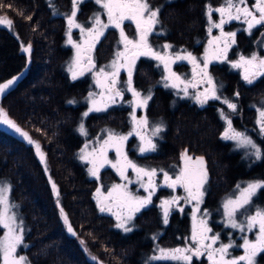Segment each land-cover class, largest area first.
<instances>
[{
    "label": "trees",
    "instance_id": "obj_1",
    "mask_svg": "<svg viewBox=\"0 0 264 264\" xmlns=\"http://www.w3.org/2000/svg\"><path fill=\"white\" fill-rule=\"evenodd\" d=\"M152 2L162 5L159 26L164 30V39L175 48L201 52L207 25L201 2ZM0 4L4 5L0 13L12 21L10 27L0 24V83L17 77L0 96L1 108L45 154L42 161L34 143L0 125V181L10 184L11 199L23 218L24 249L32 264H179L149 259L157 247L190 243V209L186 204L182 211H172L168 223H164L160 201L171 195L170 188H158L150 206L134 219L130 232L116 228L113 217L101 212L94 200L99 183L106 187L116 181V175L106 167L99 179L91 178L87 163L77 156L85 141L78 126L92 82L87 72L75 80L67 72L72 52L66 28L72 0H0ZM79 7L78 16L85 20L101 9L93 0L83 1ZM237 25L232 22L227 26L229 30L238 28V45L230 58L251 56L253 52L261 55L258 29L249 34ZM116 38L114 28L100 38L95 49L98 61L111 58ZM29 45L30 51H24ZM177 66L190 69L185 63L178 62ZM210 70L224 86L222 95L236 103L235 110L227 108L235 126L251 134L264 152V134L255 126V103L264 98V77L248 84L238 70L225 63H212ZM134 71V84L152 91L147 106L149 117L164 127L156 137L155 151L139 153L134 138L128 140L131 156L170 174L179 172L185 150L190 156L204 157L209 178L202 208L211 210V229L225 234L227 229L216 219L223 196L235 191L242 181L264 179V159L249 157L222 137L225 121L219 109L223 103L214 100L199 106L173 87H165L157 66L142 57ZM129 116L127 105H114L106 111L89 113L85 125L90 132H99L104 125L126 131L131 128ZM261 206L264 189L253 198L251 210ZM2 232L0 227V235ZM257 260L264 264V254ZM192 264L209 262L202 256L194 257Z\"/></svg>",
    "mask_w": 264,
    "mask_h": 264
},
{
    "label": "snow or ice",
    "instance_id": "obj_2",
    "mask_svg": "<svg viewBox=\"0 0 264 264\" xmlns=\"http://www.w3.org/2000/svg\"><path fill=\"white\" fill-rule=\"evenodd\" d=\"M94 2L101 7L104 14L107 16V22L101 19L100 13H94L92 17V27L84 28L76 21V15L79 4L83 0H72V11L68 15L69 25V39L68 43L72 44L76 49V55L72 63L68 67L73 80L83 76L85 72L92 71L96 65L91 55L96 43L104 36L105 31L109 28L119 30L118 45H123V50H118L115 53V58L108 66L112 70L106 71L101 67L94 72L95 83L98 87L104 89L99 93V99H91L88 111L83 115L87 116L89 112L106 111L111 104H115L117 97H123V92L129 91L132 93L134 100L129 103H134L135 107L131 114L133 121V129L127 135H120L111 130L108 131L107 137L100 142L99 147L92 148L91 151H85L88 145L85 144L81 149L80 159L87 161L91 166L88 172L96 179L100 178V170L106 166L115 169L122 180L127 181L126 184H113L105 195L100 188H97L98 204H100L101 212H112L113 208L117 211L112 212L116 217V227L122 229L124 232L132 231L129 227V222L134 218L135 214L140 212L152 202V196L156 189L161 186L155 180L158 170L155 168L148 169L138 166L127 156L124 151V144L129 136L135 134L141 140L139 152L145 153L156 150V144L153 143L150 137L142 135L140 129L148 126L146 117L137 118L135 115L136 107H146L151 95L142 96V94L132 87V73L136 61L141 56H150L159 61L164 66L165 72L168 73L164 77L166 81L165 87L179 88L183 85L185 95H188V88H196L198 83L206 82L210 87L206 88L204 92H198L195 95V100L203 105L209 99L219 100L220 97L216 94V86L212 77L208 74V65L213 60L226 61L228 50L235 44V32H225L224 26L231 21L242 20L247 24L246 31L251 34L252 30L257 26H264V0H254L251 8L247 7V0H224V4L217 8L208 6V19L211 23L208 31L212 32L213 28L220 30V36L213 37L209 41V45L213 47L206 48L204 58L202 61L190 52L184 54L177 53L174 56L167 52L155 51L149 43L148 37L153 33L155 25L159 23L158 15L159 9H152L147 0H94ZM55 7L54 4L50 5ZM4 5L0 4V8ZM11 7V5H8ZM219 13V21L212 22L213 13ZM31 19V17H28ZM125 21H130L135 25L136 38H129L125 33ZM0 24H7L11 26L12 21L0 18ZM78 28L82 36L86 33V38L83 43H76L71 38V29ZM167 50L172 47L170 44L162 46ZM31 46L23 50L30 51ZM177 61H188L193 65L194 81H185L179 74L172 71L171 65ZM233 68L242 69V78L248 84L253 83L258 77H264V57L253 53L251 57L240 56L237 61H230ZM124 69L127 71L126 87L121 89L118 87V77L120 71ZM199 77L198 80L195 78ZM17 77H13L7 82L0 83V95H3L7 89L10 88L16 81ZM94 93H89V97H93ZM236 95H239L237 93ZM69 103H74L70 101ZM224 103L228 105L229 109L235 110L236 104L225 100ZM222 117L227 121V127L224 130L223 138L226 140L237 141V146L248 148L250 151L248 155L254 157L256 160L264 159V152L255 144V142L245 133L236 131L232 127V121L221 113ZM261 133L264 134V110L259 112ZM0 122L9 125L17 133H20L29 143H35L38 155L41 160H44V155L40 152V145L33 141L27 132H24L14 121L7 118V114L0 108ZM163 130V125H156L152 129V136H157ZM79 131L83 135H87L84 125L81 124ZM109 150H114L116 159L112 160L108 157ZM181 159L184 166L179 170L173 179L168 172L160 169L163 173L162 185L171 189L177 186L182 187L186 192L185 197L172 196L169 199L161 201L160 207L163 210L164 223H168V216L172 206L177 205L180 200L186 203L195 202L193 207V227L191 234V242L185 247H177L172 249H165L157 247L158 254L150 257L153 261H174L179 264H192L193 258H200L207 256L209 264H256V259L260 254H264V208H257L254 214L245 215L252 205L253 197L261 189H264V181L248 182L245 187L237 185L239 194L235 198L229 197L223 203V216L225 218V226L232 229H238L241 233H251L255 230V238L249 239L248 235H243V243L237 245L234 240H229L227 243L220 242V234L212 233V229L208 226L206 217L209 215L207 210L203 211L202 217L197 220V213L200 212V204L203 203L204 184L207 181V170L204 166L203 157H193L187 154V150L181 153ZM129 169L136 176V182L146 192V196H138L133 194L128 189V184L133 181L127 175ZM145 178H147L145 180ZM55 184L53 189L55 190ZM10 190L8 185L0 184V227L4 229V233L0 236V264H29L27 257L18 254V249L23 245V221L19 220L16 212L13 210L16 205L10 204L7 193ZM107 202V203H104ZM183 209H181L182 211ZM63 215V209H61ZM238 214L243 215V220H238ZM65 223L67 217L64 216ZM68 231L73 232L71 225H68ZM155 239V237H154ZM218 245V246H217ZM241 248L243 254L239 256H232L230 250L233 248ZM94 259V258H93Z\"/></svg>",
    "mask_w": 264,
    "mask_h": 264
},
{
    "label": "rangeland",
    "instance_id": "obj_3",
    "mask_svg": "<svg viewBox=\"0 0 264 264\" xmlns=\"http://www.w3.org/2000/svg\"><path fill=\"white\" fill-rule=\"evenodd\" d=\"M83 1H85V0H83ZM94 1V0H93ZM147 2L150 4V6L152 7V9H159V10H161V6L158 4V2L157 3H154V2H152V0H147ZM253 3H254V0H247V4H246V6L247 7H249V8H251L252 7V5H253ZM224 4V3H223ZM223 4H220V5H218V6H215V5H211V7L212 8H217V7H220V6H222ZM79 6H80V4H79ZM78 6V11H77V15H76V21L78 22V23H80L84 28H90V27H92V23H93V21H92V17H93V14L94 13H100L101 14V19L102 20H104L105 22H107V16H106V14H104V12H103V10L102 9H99V11H95V12H93L92 13V16L91 17H89V19L88 20H85V19H82L81 17L79 18V16H78V13H79V11L81 10V8ZM99 6V5H98ZM71 8V10H70V13H71V11H72V6L70 7ZM207 12H208V7H207V9L205 10V16H206V20H207V25H206V31H205V35H206V39H205V42L203 43V47H202V50H201V52H199L198 54H196V53H194L193 51H191V50H189V49H187V50H185V49H178L177 47L175 48V47H171L170 49H167V50H165V49H163V45H165V44H170L167 40H165L164 39V37L162 36V34H164V30L163 29H160V26H159V24H160V15H158V20H159V23L158 24H156L155 25V28H154V31H153V33L148 37V40H149V43L152 45V47H153V49L155 50V51H158V52H167L169 55H175V54H177V53H180V54H184L185 52H190V53H192V55H194V56H196L197 58H198V60H200L201 61V66H203L202 65V61H203V58H204V53H205V49L206 48H211V47H213L212 45H209V41L213 38V37H216V36H220V30L219 29H217V28H213L212 29V32L211 33H209V31H208V29H209V27L211 26V23H210V21H209V19H208V15H207ZM70 13L68 14V15H70ZM159 14H160V11H159ZM68 15H67V17H68ZM0 18H5L6 20H9V18H8V16L6 15V14H4V13H0ZM219 18H220V16H219V13H213V15H212V22H218L219 21ZM68 20V19H67ZM236 23V24H238L237 25V27L238 26H243V28H244V30L246 31V29H247V24H245L242 20H240V21H236V20H234V21H231L230 23ZM126 23H127V25H126ZM230 23H228V24H226L225 26H224V31L225 32H235V33H237V29L238 28H236V29H227L226 28V26H228ZM2 25V24H1ZM3 25H5V26H7V27H10L9 25H7V24H3ZM110 29V28H109ZM109 29H107L106 31H105V33L109 30ZM255 29H258V32L261 34L260 35V37H259V43H260V45H259V47H261V55H259L258 54V56H260V57H264V26H257L256 28H254L253 30H255ZM66 41H67V43H68V39H69V25L67 24V28H66ZM116 30V33H117V42H118V40H119V30H117V29H115ZM124 30H125V33L129 36V38H136V31H135V25L134 24H132L130 21H125V24H124ZM252 30V31H253ZM246 33H249L248 31H246ZM86 33L82 36V34H81V32H80V29H78V28H72L71 29V38H72V40L74 41V42H76V43H83V40L86 38ZM237 35V34H236ZM235 41H236V36H235ZM99 42H100V40L96 43V45H95V48L93 49V51H92V53H91V55H92V57H93V59H94V62H95V65H96V67L92 70V71H90V72H87V73H89V77H90V80L89 81H91L92 82V88L91 89H89L88 90V92H87V97H86V102H87V108L85 109V111L82 113V120H81V122L79 123V126L78 127H80V125L81 124H83L84 125V128H85V130H86V132H87V135H84V137H85V141L83 142V145L79 148V151H78V153H77V156H78V158L80 159V155H81V149H83L84 148V146H85V144H87L88 145V148L85 150V151H91L92 150V148H94V147H96V148H98L99 147V144H100V142H102L106 137H107V134H108V131L109 130H111V131H113V132H115V133H117V134H120V135H127L130 131H132V129H133V121H132V117H131V114H132V112H133V108L135 107V104L134 103H129V101H133L134 100V97H133V95H132V93L131 92H129V91H124L123 92V97L121 98V97H117L116 98V103L115 104H111L108 108H110V107H113L114 105H127L128 107H129V114H130V116H129V118H128V120H129V122H130V125H131V128L130 129H128V130H126V131H121V130H118V129H112V128H110V127H108V126H105L104 125V127H102L100 130H99V132L97 131V132H90V131H88V128L86 127V125H85V118L87 117V116H84L83 114L85 113V112H87L88 111V109H89V107H91V104H90V100L91 99H99V93H101L102 91H104V89H102V88H100V87H98L97 85H96V83H95V78H94V72H96V71H98L101 67H104L105 68V70L106 71H111L112 69L110 68V67H108L110 64H111V61L115 58V53L118 51V50H123V45L122 44H119L118 45V43L116 42V44H115V47H114V51H113V53H112V56H111V58H109L108 60H101V61H98V56H97V52L95 51V49H96V47H97V45L99 44ZM70 46H71V52H72V54H71V56H70V58H69V61H68V65H67V72L68 73H70L69 71H68V67H69V65L72 63V61H73V59H74V57H75V55H76V49L73 47V45L72 44H69ZM170 45H172V44H170ZM236 45H238L236 42H235V44H233L232 46H231V48L228 50V53H227V60L226 61H218V60H213L209 65H208V68H207V72H208V74L212 77V79H213V82H214V84H215V86H216V94L220 97V99L218 100V101H220L221 103H223L224 104V106H221L220 107V117L223 119V121H225V123H224V130H225V128L227 127V121L222 117V115H221V113L223 112V114H224V116H226L228 119H230V115H229V113H228V110H227V108H228V105L226 104V103H224V101L225 100H227V101H229L230 103H234V101H231L230 99H228V98H226L225 96H223L222 95V92H223V84L222 83H220L218 80H217V78L214 76V74L212 73V71L210 70V65L212 64V63H217V64H220V63H225V64H227V65H230L231 66V63H230V61H237V60H239V58L238 59H232V58H230V53H231V51H232V49H234V47L236 46ZM253 53H256V52H253ZM252 53V54H253ZM251 54V55H252ZM241 56H244V55H241ZM142 58H144V59H147L148 61H151L152 62V66H157V70H159V73H160V80H161V76H162V78H163V84L165 85L166 83H168V84H170V82L169 81H166L165 79H164V77L165 76H167L168 75V73L167 72H165V70H164V66H163V64H161L159 61H157V60H155L154 58H152V57H150V56H141ZM140 57V58H141ZM246 57V56H245ZM247 57H251V56H247ZM138 61H139V59L136 61V63H135V67H136V65H137V63H138ZM185 63V65L187 66V68H188V66H189V70L188 69H186V68H180L179 66H177V68L175 67V65H177V63ZM135 67H134V69H133V73H132V87H134L137 91H139L141 94H142V96H148L149 94L152 96V91H150L148 88H145V89H142V88H140V87H138V86H136L135 84H134V81H133V79H134V73H135ZM171 69H172V71H175L177 74H179L180 76H181V78L182 79H184L185 81H194V77H193V71H192V69H193V65L191 64V63H189L188 61H177L175 64H172L171 65ZM236 70H238L239 72H240V74L242 75V69H239V68H235ZM162 73H161V72ZM71 74V73H70ZM163 74V75H162ZM127 71L126 70H124V69H122L121 71H120V75H119V77H118V80H119V83H118V87H120L121 89H124L125 87H126V85H125V82L127 81ZM196 80H198L199 79V77H196L195 78ZM161 83H162V80H161ZM210 86L206 83V82H201V83H198L197 84V87L196 88H192L191 86H189V88H188V95H185L184 94V91H183V85H181L179 88H174L175 90H177V91H179L180 92V94L182 95V96H184V97H186V98H190L191 99V101H194L197 105H201V104H199L196 100H195V95L198 93V92H200V93H202V92H204L205 91V89L206 88H209ZM89 93H94V94H96V95H94L93 97H89ZM1 96V95H0ZM264 97V96H263ZM0 100H1V98H0ZM212 100H216V99H209L205 104H209ZM149 100H148V103H147V106L149 105ZM204 104V105H205ZM234 104H236V103H234ZM147 106L146 107H136L135 108V115H136V117L139 119V118H141V117H146L147 118V120H148V126L146 127V128H143V129H140L139 131H141V133H142V135H144L145 137H150L151 139H152V141H153V143H155L156 144V137L157 136H152V129H153V127L154 126H156V125H160V123L158 122V120L157 119H154V118H150L149 117V115H148V113H147ZM0 108H1V104H0ZM229 109V108H228ZM255 109H256V117H255V126H256V128L260 131V133H261V130H260V124L258 123V120L260 119V117H259V112L260 111H262V110H264V98H262V99H260L259 100V102H257V103H255ZM4 110V109H3ZM5 112V111H4ZM6 113V112H5ZM89 113H92V112H89ZM7 114V113H6ZM7 118H8V116H7ZM9 119V118H8ZM11 120V119H10ZM16 124V123H15ZM0 125L3 127V128H5L6 130H10L11 132H13L14 134H16L17 136H20L21 138H23L24 140H26L28 143H29V141L27 140V139H25L20 133H17L13 128H11L9 125H6V124H4V123H2V122H0ZM17 126H19L18 124H16ZM20 127V126H19ZM164 127V126H163ZM21 128V127H20ZM236 131H239L238 129H236V127H233ZM22 129V128H21ZM23 130V129H22ZM24 132H26L25 130H23ZM239 132H243V133H245L248 137H250L254 142H255V144L261 149V151H262V145L257 141V140H255L253 137H252V135L251 134H249V133H247L246 131H239ZM262 134V133H261ZM28 135H29V133H28ZM29 137L31 138V136L29 135ZM132 138H134V140L137 142V151L139 152V146H140V144H141V140H140V138L138 137V136H136L135 134H133L132 136H129L128 137V140H130V139H132ZM32 139V138H31ZM33 141H35L36 142V140H34V139H32ZM128 140L125 142V144H124V151L127 153V156H128V158L130 159V160H132L134 163H136L138 166H140V167H144V168H148V169H152V168H155V169H157L158 170V172H157V176L155 177V180H156V182L158 183V184H161V186H163L162 185V181H163V173H161V172H159V170L160 169H158V168H156V167H152V166H147L146 164H144V163H139L137 160H135L132 156H131V154H130V152H129V147H128ZM229 141H231V142H233V144H234V146H236L237 148H240L241 150H243L245 153H247V155H248V152L250 151L248 148H245V147H240V146H237V141H234V140H229ZM34 146H35V149H36V144L34 143ZM157 146V145H156ZM36 151H37V149H36ZM40 152H42L43 153V155L45 156V154H44V152H43V150H41V146H40ZM140 153V152H139ZM145 153H148V152H145ZM145 153H143V154H145ZM190 156V155H189ZM249 157H251L250 155H248ZM108 157H109V159H112V160H115L116 159V154H115V151L114 150H109V152H108ZM191 157H193V159H195L196 157L195 156H191ZM39 158H40V155H39ZM254 158V157H253ZM204 159V158H203ZM255 159V158H254ZM81 160V159H80ZM83 162H86L87 163V170H88V168L91 166L87 161H83ZM184 166V162L182 161V164H181V168ZM204 166L206 167V170H207V181H206V183L204 184V188H203V191H204V196H203V202H204V199H205V194H206V191H207V189H208V186H207V184H208V178H209V176H208V174H209V167L206 165V163H205V160H204ZM106 167H108V166H106ZM105 167V168H106ZM105 168H103V169H105ZM108 168H110V169H112L111 167H108ZM180 168V169H181ZM103 169H101L100 170V174H101V172H102V170ZM113 171H114V173H115V175H116V181H114V182H112V183H110V185H108V186H106L105 187V185L103 184V183H99V185L96 187V189H95V194H94V200H95V202H97V204H98V196H97V193H96V190H97V188H100L101 189V191L106 195L107 194V191H108V189L113 185V184H126L127 183V181H124V180H122L121 179V177L117 174V172L115 171V169H112ZM165 172H168L167 170H165V169H163ZM169 173V172H168ZM178 173V172H177ZM176 173V174H177ZM88 174H89V172H88ZM176 174H170L169 173V175L170 176H172L173 177V179L175 178V175ZM127 175L129 176V178L133 181V183H131V184H128V189L133 193V194H135V195H138V196H146L147 195V192L143 189V188H141L140 187V185H139V183L138 182H136V176H135V173H133L132 171H131V169H129V171H128V173H127ZM89 176L91 177V178H94L95 179V177H93V176H91L90 174H89ZM147 178H145V180H146ZM253 181H264L263 179H260V178H258V179H248L247 181H242L241 183H239L238 185H240L241 187H245L246 186V184L248 183V182H253ZM0 184H3V185H8L9 187H10V184H8V182L7 181H0ZM160 186V187H161ZM165 187V186H164ZM159 188V187H158ZM158 188L156 189V192H157V190H158ZM170 190H171V195L170 196H168V197H163V198H161V201L162 200H165V199H169V198H171L172 196H180V197H185L187 194H186V192L184 191V189L182 188V187H179V186H177L175 189H171L170 188ZM155 192V193H156ZM239 194V192H238V189L236 188V190L235 191H233L232 193H227L225 196H223L224 198H222V200H221V202H220V214L216 217V219L218 220V221H220L221 223H222V226L224 227V228H226L227 229V232L225 233V234H223V235H220V242H223V243H227L230 239L231 240H234L235 242H236V244L237 245H239V244H242L243 243V240H242V236L243 235H248V237H249V239H254L255 238V230H253V232H251V233H241L238 229H232V228H230V227H226L225 226V218H224V216H223V203H224V201L226 200V199H228L229 197H231V198H235V196L236 195H238ZM154 196V195H153ZM153 196H152V199H153ZM7 197H8V200H9V203L10 204H13L14 205V203H13V201H12V199H11V195H10V190L8 191V193H7ZM255 197V196H254ZM253 197V198H254ZM161 201H160V204H161ZM152 202H153V200H152ZM151 202V203H152ZM104 203H107V202H104ZM184 204H186L188 207H189V209H190V220H191V225H190V230H191V232H190V235H189V241L191 242V234H192V227H193V218H192V214H193V207H194V205H195V202L193 201V202H191V203H186L184 200H180L179 202H178V204L177 205H174V206H172L171 207V209H170V213H172V211H174L175 209H181L182 207H183V205ZM202 205H203V203L202 204H200V212H198L197 213V220H199L201 217H202V215H203V211L204 210H207L208 211V213H209V215L206 217V219L208 220V226L211 228V226H210V222H211V210H209V209H207V208H202ZM98 206H99V210H100V204H98ZM148 206H150V204L148 205ZM148 206H146V207H148ZM145 207V208H146ZM259 208H264V207H259ZM144 209V208H143ZM257 209V208H256ZM256 209H254V210H251V206H250V208H249V211L247 212V213H245V215H251V214H254L255 213V211H256ZM15 212H16V214H17V217H18V219L19 220H22L23 221V218H22V216H20L19 215V212L17 211V209L16 208H14L13 209ZM142 210V209H141ZM115 211H117V209L116 208H113L112 209V212H115ZM112 212H108V211H105V212H103V213H106V214H110L112 217H113V219H114V221H115V223H117V220H116V217L114 216V215H112ZM141 212V211H140ZM140 212H138V213H136L135 214V216H134V218L129 222V227H131V228H133V226H134V219L136 218V216L138 215V214H140ZM169 213V214H170ZM237 219L238 220H243V215H240V214H238V216H237ZM23 226V225H22ZM117 228V227H116ZM73 229V228H72ZM119 229V228H118ZM122 230V229H121ZM123 231V230H122ZM3 233H4V229H3V232L1 233V235L0 236H2L3 235ZM214 233H219V232H214L213 230H212V233H209V235H211V234H214ZM23 234H24V227H23ZM187 244H185V245H180V246H174L173 248H177V247H185ZM218 246V245H217ZM24 247H25V244H24V238H23V245L18 249V254L19 255H23V256H26L27 257V260H28V262H29V264H32V262H31V260L28 258V256H27V254H26V251H25V249H24ZM163 248H165V249H172L171 247H164L163 246ZM230 252H231V255L232 256H239V255H242L243 254V250L241 249V248H238V247H236V248H233V249H231L230 250ZM156 254H158L157 252L156 253H153V255H156ZM92 259L94 258V256H90ZM206 258H207V256H205ZM209 262V261H208ZM256 264H260L259 263V261L256 259ZM261 264H263V263H261Z\"/></svg>",
    "mask_w": 264,
    "mask_h": 264
},
{
    "label": "flooded vegetation",
    "instance_id": "obj_4",
    "mask_svg": "<svg viewBox=\"0 0 264 264\" xmlns=\"http://www.w3.org/2000/svg\"><path fill=\"white\" fill-rule=\"evenodd\" d=\"M160 1V0H159ZM171 1H174V0H171ZM177 2L178 1H180V2H185V3H189L190 2V0H176ZM198 1H200L201 2V5H202V7H203V22L206 24L207 23V20H206V16H205V10L207 9V7L209 6V5H215V6H218V5H220V4H223L224 3V0H198ZM159 4V3H158ZM160 5V4H159ZM161 6V10H160V18H161V13H162V5H160ZM226 28H227V26H226ZM212 101H214V100H212ZM217 102H220V101H218L217 100ZM230 120L232 121V127H236L235 126V124H234V120H232V118L230 117ZM236 129H238L237 127H236ZM239 131H242L241 129H238ZM223 133H224V129H223ZM222 133V134H223ZM222 137H223V135H222ZM204 158V157H203ZM204 160H205V158H204ZM205 163H206V165H207V162H206V160H205ZM208 166V165H207ZM260 179H263V178H260ZM264 180V179H263Z\"/></svg>",
    "mask_w": 264,
    "mask_h": 264
}]
</instances>
